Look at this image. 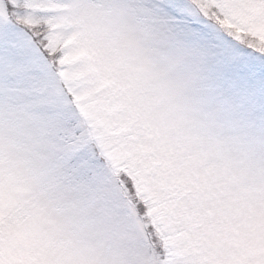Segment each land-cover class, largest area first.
<instances>
[{"label": "snow or ice", "instance_id": "1", "mask_svg": "<svg viewBox=\"0 0 264 264\" xmlns=\"http://www.w3.org/2000/svg\"><path fill=\"white\" fill-rule=\"evenodd\" d=\"M0 264H264V0H0Z\"/></svg>", "mask_w": 264, "mask_h": 264}]
</instances>
